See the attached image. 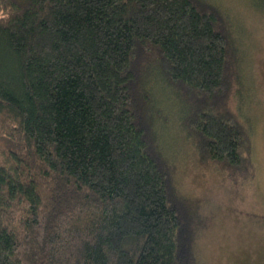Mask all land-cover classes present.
Listing matches in <instances>:
<instances>
[{
  "label": "trees",
  "instance_id": "1",
  "mask_svg": "<svg viewBox=\"0 0 264 264\" xmlns=\"http://www.w3.org/2000/svg\"><path fill=\"white\" fill-rule=\"evenodd\" d=\"M0 13V264H201L158 115L253 180L226 16L205 0H0Z\"/></svg>",
  "mask_w": 264,
  "mask_h": 264
},
{
  "label": "rangeland",
  "instance_id": "2",
  "mask_svg": "<svg viewBox=\"0 0 264 264\" xmlns=\"http://www.w3.org/2000/svg\"><path fill=\"white\" fill-rule=\"evenodd\" d=\"M205 1L226 16L237 51L241 83L229 105L248 129L254 178L234 182L212 161L201 159L172 117L158 115L160 140L173 164L176 190L193 211L201 264H264V5L259 0ZM170 99L166 96V110Z\"/></svg>",
  "mask_w": 264,
  "mask_h": 264
},
{
  "label": "clouds",
  "instance_id": "3",
  "mask_svg": "<svg viewBox=\"0 0 264 264\" xmlns=\"http://www.w3.org/2000/svg\"><path fill=\"white\" fill-rule=\"evenodd\" d=\"M0 19H7V17L0 13Z\"/></svg>",
  "mask_w": 264,
  "mask_h": 264
}]
</instances>
